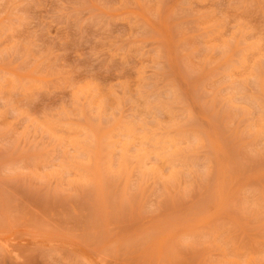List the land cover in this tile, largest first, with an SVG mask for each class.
Wrapping results in <instances>:
<instances>
[{"label": "rangeland", "instance_id": "1", "mask_svg": "<svg viewBox=\"0 0 264 264\" xmlns=\"http://www.w3.org/2000/svg\"><path fill=\"white\" fill-rule=\"evenodd\" d=\"M0 264H264V0H0Z\"/></svg>", "mask_w": 264, "mask_h": 264}]
</instances>
